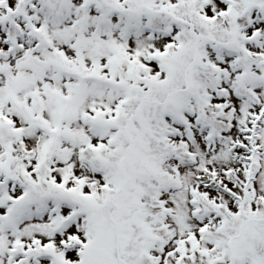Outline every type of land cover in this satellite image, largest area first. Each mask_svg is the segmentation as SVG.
Returning a JSON list of instances; mask_svg holds the SVG:
<instances>
[{"label":"snow or ice","instance_id":"6c2138e0","mask_svg":"<svg viewBox=\"0 0 264 264\" xmlns=\"http://www.w3.org/2000/svg\"><path fill=\"white\" fill-rule=\"evenodd\" d=\"M0 264H264V0H0Z\"/></svg>","mask_w":264,"mask_h":264}]
</instances>
